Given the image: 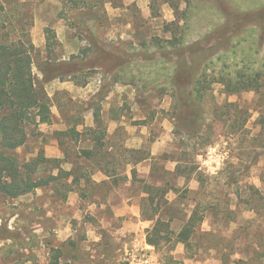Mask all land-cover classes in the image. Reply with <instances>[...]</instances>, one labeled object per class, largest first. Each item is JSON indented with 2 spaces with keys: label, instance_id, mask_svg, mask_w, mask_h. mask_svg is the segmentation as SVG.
Wrapping results in <instances>:
<instances>
[{
  "label": "rangeland",
  "instance_id": "obj_1",
  "mask_svg": "<svg viewBox=\"0 0 264 264\" xmlns=\"http://www.w3.org/2000/svg\"><path fill=\"white\" fill-rule=\"evenodd\" d=\"M4 1L16 18L31 16L39 82L38 64L45 61L80 66L75 75L44 84L53 120L17 151L22 162L40 148L60 160L45 164L42 175H57V166L75 172L18 198L0 196V264H48L59 251L68 264H165L170 254L184 264H223V254L236 264L264 251V200L249 187L264 196V16L258 13L264 0ZM197 42L199 52L185 51ZM182 55L203 60L198 74L206 70L208 86L200 98H192L197 76L174 74ZM258 72L260 92L232 94L219 83ZM115 119L127 128L122 147L107 133ZM72 127L81 133L58 134ZM100 138L106 146L97 155L77 159ZM159 139L156 155L143 161ZM126 142L138 149L129 152ZM127 160H142L136 180ZM178 163L186 177L175 173ZM101 167L114 172L109 183L92 181ZM75 176L81 180L72 182ZM152 183L173 189L163 199L170 205L162 207L172 229L201 202L204 220L190 250L174 241L147 249V228L130 220L133 213L126 218L113 208L130 197L147 210L145 185Z\"/></svg>",
  "mask_w": 264,
  "mask_h": 264
},
{
  "label": "trees",
  "instance_id": "obj_2",
  "mask_svg": "<svg viewBox=\"0 0 264 264\" xmlns=\"http://www.w3.org/2000/svg\"><path fill=\"white\" fill-rule=\"evenodd\" d=\"M8 2L0 0V196L8 198H18L26 194L35 192L39 188L55 186L61 179L72 177L75 170H64L57 166L59 173L57 175H42L41 169L45 164L57 162L47 158L44 150L40 148L37 155L28 160L20 161L17 151L25 146L31 136L39 134L37 128L40 124H50L53 120L52 99L47 94L44 84L55 79H63L75 75L79 70L80 64L74 61H45L38 64V69L42 74V83L37 80L33 71L35 64L36 47L32 41L29 27L32 25L31 16L22 15L18 18L12 15L8 10ZM264 16V8L259 11ZM257 13V14H258ZM215 36V35H213ZM210 36L209 38H212ZM91 46L96 45L94 38H90ZM201 43L197 42L185 51L199 52ZM105 56L109 54L100 50ZM175 63L174 74L191 75L196 77L193 81V99L200 98V93L207 89V73L198 74L203 65V60L196 61L192 57L181 56ZM68 69V70H67ZM229 75V74H228ZM261 73H237L236 77H223L219 83L223 84L226 91L232 94L241 91H257L261 88ZM173 85L178 88L175 81ZM207 84V85H206ZM206 85V88H205ZM74 132L79 135L81 132L76 127L71 130L58 132L60 136L69 135ZM95 150H83L79 159L85 156L87 160L92 159L98 154L99 148L104 145L101 138L97 140ZM130 152V150H128ZM142 160H136L138 163ZM77 163V160L75 161ZM74 163V164H75ZM175 173L182 174L181 166L178 163ZM193 170L189 172L187 178H191ZM133 180L137 178V171L132 172ZM204 177L200 175L198 181L201 188L204 186ZM61 178V179H60ZM80 177H73L72 182H79ZM254 195L259 200H264V196L254 186H249ZM71 190V188H70ZM173 190L158 184H146L145 193L149 203L148 214L143 205L141 210L145 220L153 221L151 229L147 231L146 242L155 249L160 250L163 243L175 244L181 243L186 250H190L193 245V238L198 232L200 223L204 217L199 215L198 208L201 202H197L195 209L191 212L188 220L178 229L171 228V221H165L162 218V207L170 205V201L163 199L167 193ZM197 191L196 193H198ZM156 202V203H155ZM254 211L256 208H252ZM173 250V248L171 249ZM223 257V264H227V255ZM62 252H55L48 264H68L61 261ZM165 264H184L177 260L172 254L165 256ZM236 264H264V251L253 250V254L246 258L241 257L233 261Z\"/></svg>",
  "mask_w": 264,
  "mask_h": 264
},
{
  "label": "crops",
  "instance_id": "obj_3",
  "mask_svg": "<svg viewBox=\"0 0 264 264\" xmlns=\"http://www.w3.org/2000/svg\"><path fill=\"white\" fill-rule=\"evenodd\" d=\"M90 127H94L93 121H91ZM124 129L127 130L123 120H117V119L111 121L109 123V127L107 128V133H108L109 137L115 139L118 143H121L120 147H122V145H123V142H122L120 136H121L122 131H124ZM78 131L80 132V130H78ZM161 140L162 139H159L153 144V145H155L154 146L155 148L153 149V152L151 153V157L144 158L143 161L144 160L145 161L152 160L153 155H156V150L155 149L162 145V143L160 142ZM104 146H106V142H105V145H103V147ZM95 147L93 146V148H90V149L93 150V149H95ZM125 147H126L127 150H129V149H138L137 147L130 148L131 146H129V142L125 143ZM109 150L112 151L113 147L111 146L109 148ZM125 152H126V150H125ZM48 157L49 156H47V158ZM58 157L61 158L62 156H58ZM119 160H121V161L124 160L122 154L119 157ZM138 163H133V162L127 160V163H126L127 164V168L128 167L131 168V175H132V172L134 171V169H136V166H138ZM176 166H177V164H176ZM175 168H173L171 170L174 171ZM72 169L73 168H70V169H68L66 171H71ZM114 177H115L114 172H111V170L108 167H101L95 172V175H93V178H92L93 180L92 181H94L95 183H98V184L99 183H104V182L109 183V181L114 179ZM132 180H133V177H132ZM115 181H117V180H115ZM73 195H74V193H71L70 197L72 198ZM132 200L133 199L130 198V197L129 198H124L119 203H116L113 208L117 211V215L118 216L130 218V214L133 213V217L130 220L131 221H133V220L134 221H138V223H136V225H138V227L142 226L143 229L147 228V231H148L149 229H151V227L153 225V223H152L153 221H149V220H145V219L142 220L141 217H140V210L141 209L138 206H136L135 204L129 203ZM146 222H148L147 226H146ZM146 235L147 234H145V235L143 234L144 240H145V246H146L147 249L148 248H152L153 246L151 247V245H149L146 242ZM142 264H146V263L143 262Z\"/></svg>",
  "mask_w": 264,
  "mask_h": 264
},
{
  "label": "built area",
  "instance_id": "obj_4",
  "mask_svg": "<svg viewBox=\"0 0 264 264\" xmlns=\"http://www.w3.org/2000/svg\"><path fill=\"white\" fill-rule=\"evenodd\" d=\"M144 262H145L146 264H148V261H147V260H145Z\"/></svg>",
  "mask_w": 264,
  "mask_h": 264
}]
</instances>
